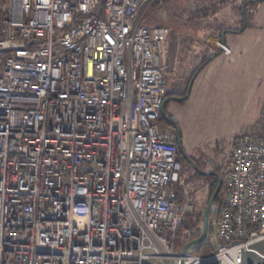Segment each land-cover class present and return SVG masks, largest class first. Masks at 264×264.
<instances>
[{"label":"built area","instance_id":"obj_1","mask_svg":"<svg viewBox=\"0 0 264 264\" xmlns=\"http://www.w3.org/2000/svg\"><path fill=\"white\" fill-rule=\"evenodd\" d=\"M156 1L0 0V264H264V122L234 141L213 251L177 247L208 182L160 128L183 35Z\"/></svg>","mask_w":264,"mask_h":264},{"label":"rangeland","instance_id":"obj_2","mask_svg":"<svg viewBox=\"0 0 264 264\" xmlns=\"http://www.w3.org/2000/svg\"><path fill=\"white\" fill-rule=\"evenodd\" d=\"M245 1L168 0L157 8L153 7L149 13V20L153 24L171 25L175 32L183 35L179 42L175 34L172 36L173 56L178 55L181 60L178 75L170 80L166 118L159 124L161 130L170 129L169 122L177 125L187 157L203 172L216 170L222 178V202L218 205L215 201L211 208V214L215 215L226 198L229 162L235 139L251 128L262 132L264 0L252 3L247 8L249 27L246 31L226 35L228 44L235 52L231 66L221 61L222 58L212 62L194 83L189 97L183 98L188 93V84L195 69L208 57L206 53L211 45L210 38L217 36L221 29L239 30L243 26L242 5ZM177 45L184 47L182 57L175 49ZM249 120L254 121L246 123ZM173 132L177 135L176 130ZM180 158L187 163L181 153ZM205 190L196 201V212L189 213L181 226L185 235L202 231L201 216L208 204ZM208 244L211 253L213 246L210 240ZM198 246L190 250L195 252Z\"/></svg>","mask_w":264,"mask_h":264},{"label":"water","instance_id":"obj_3","mask_svg":"<svg viewBox=\"0 0 264 264\" xmlns=\"http://www.w3.org/2000/svg\"><path fill=\"white\" fill-rule=\"evenodd\" d=\"M257 1H263V0H250L249 2L245 3L242 7V17H243V27L242 29L240 30H237V31H224L221 36H220V39L223 43L226 44V35L228 33H242L246 28H247V18H246V12H245V9H246V5L248 3H255ZM216 56H212L210 57L209 61L213 60ZM205 67V64L202 65L198 71L193 75L191 81H190V84H189V89H188V93L187 95L183 98V99H186L189 97L190 95V92L192 90V87H193V84H194V81L197 77V75L200 73V71H202V69ZM173 99H177V100H181L180 98L178 97H174ZM162 117L166 118L165 116V110L164 108L162 109ZM176 132H177V145H178V149H179V152L183 155V158L185 159V161H187V163H189L192 168L195 170V172L201 176V177H211V176H215L218 180V185H217V188H216V191L214 192V194L212 195L208 205L206 206L205 210H204V213H203V227H202V232H201V235L199 238L197 239H194L192 241H190L189 243H187L183 249H182V253H186L188 251V249L194 247V246H198L200 244H202L207 238H208V235H209V229H210V214H211V208L212 206L214 205L215 201H216V198L218 196V194L220 193L221 191V188H222V178L220 177L219 174L217 173H212V172H203L202 170L199 169V167L192 161L190 160L187 155L184 153V150L182 148V135H181V132H180V129L179 128H176L175 129Z\"/></svg>","mask_w":264,"mask_h":264},{"label":"trees","instance_id":"obj_4","mask_svg":"<svg viewBox=\"0 0 264 264\" xmlns=\"http://www.w3.org/2000/svg\"><path fill=\"white\" fill-rule=\"evenodd\" d=\"M168 0H157L153 5H152V9H153V7H155V8H157V7H159L162 3H166ZM250 0H246L244 3H243V5L245 4V3H247V2H249ZM258 2V1H257ZM251 3H248L247 5H246V9H245V12H246V18H248L247 17V8L249 7V5H250ZM243 5H242V7H243ZM151 9V10H152ZM174 15H175V13H174ZM243 18V17H242ZM150 22H151V20H150ZM247 23H248V19H247ZM162 26H168L167 24H161ZM249 26V23H248V25H247V27ZM243 27V26H242ZM242 27L240 28V29H242ZM239 29V30H240ZM246 30V29H245ZM244 30V31H245ZM224 31H229V30H226V29H221L219 32H218V35L217 36H215V37H217V38H219L220 39V36H221V34L224 32ZM231 31H237V30H231ZM243 31V32H244ZM229 34V33H228ZM220 52L222 53V51L220 50L218 53H216V54H213V55H211V56H208V57H205L202 61H201V63L198 65V67L195 69V71H194V74L198 71V69L202 66V65H204L205 64V66L210 62L209 61V59H210V57H212V56H216V55H219L220 54ZM193 74V75H194ZM193 75L191 76V78H190V81H191V79H192V77H193ZM190 84V83H189ZM188 84V85H189ZM188 89H189V87H188ZM169 99H170V97H169V93H168V95H167V97H166V101H165V106H164V110H165V108H166V104H167V102L169 101ZM166 114V113H165ZM178 157L180 158V153H178ZM181 159V158H180ZM195 163V162H194ZM183 169H188L191 173H192V175H193V177H199V178H204V179H206L207 180V182H208V186H207V188H206V190H207V193H208V203H209V201H210V199H211V197H212V195L214 194V192L216 191V188H217V185H218V181H217V178H215V177H201V176H199L196 172H195V170H193V168H192V166L191 165H188L187 163H185V167H183ZM213 172H216V170H213ZM216 173H218V172H216ZM205 190V191H206ZM204 191V190H203ZM203 191H201V192H199V194L197 195V199L199 198V195L200 194H202L203 193ZM222 192H223V189L221 190V192L218 194V196H217V198H216V203L219 205V204H221V202H222ZM197 205V204H196ZM208 205V204H207ZM196 212V210L193 212V213H195ZM214 215V214H213ZM201 222L203 223V216H201ZM212 230H213V221H210V229H209V235H211V233H212ZM202 232V231H201ZM201 232L200 231H198V232H195L194 234H191V235H185V234H183V229H182V227H180V229H179V231H178V234H177V247L178 248H182L183 246H185L187 243H189L190 241H192V240H194V239H197V238H199L200 237V235H201ZM208 241H205V242H203L202 244H200L199 246H198V249H199V251H198V249L195 251L196 253H198V254H206V253H209L210 251H211V249H210V245L208 244V242H209V239H207Z\"/></svg>","mask_w":264,"mask_h":264},{"label":"crops","instance_id":"obj_5","mask_svg":"<svg viewBox=\"0 0 264 264\" xmlns=\"http://www.w3.org/2000/svg\"><path fill=\"white\" fill-rule=\"evenodd\" d=\"M152 23V22H151ZM249 23V22H248ZM248 23H247V25H248ZM159 25H161V24H159ZM168 25V24H167ZM168 26H171V25H168ZM249 27V26H248ZM247 27V28H248ZM246 28V29H247ZM246 31V30H245ZM230 34V33H229ZM226 45L232 50V53L230 54V55H228V54H225L224 52H220V54L219 55H216V57L213 59V60H211L203 69H202V71H200V73L197 75V77H196V79H195V81H194V83L198 80V78L200 77V74L204 71V70H207V68H208V66H210V64L212 63V62H214V61H216V60H219V58H222L221 59V61H223V62H226V63H228V67H230L231 66V63H232V61L234 60V56H235V52H234V49L228 44V40L226 39ZM198 50V49H197ZM195 51H196V49H195ZM220 50L219 49H217L216 47H214V46H212V45H210V46H208V49H207V53H206V55L207 56H211V55H213V54H216V53H218ZM205 55V56H206ZM186 66V65H185ZM184 69V68H183ZM170 84H171V82H170ZM194 85V84H193ZM170 87V86H169ZM191 93V92H190ZM263 106V105H262ZM256 113H258V112H256ZM251 121H254V120H249L248 122H246V123H249V122H251ZM168 130H170V131H173V130H171V129H167L166 131H168ZM179 158V157H178ZM189 164V163H188ZM190 165V164H189ZM184 167H185V165H184ZM186 170H188V169H186Z\"/></svg>","mask_w":264,"mask_h":264},{"label":"flooded vegetation","instance_id":"obj_6","mask_svg":"<svg viewBox=\"0 0 264 264\" xmlns=\"http://www.w3.org/2000/svg\"><path fill=\"white\" fill-rule=\"evenodd\" d=\"M163 118H164V117H162V119H163ZM168 125L170 126V129L173 130V131H175V129L178 128V126L175 125V124H173L172 122H169ZM178 153H179V151H178ZM180 163H181V166L184 167L185 162L180 160ZM209 172L216 173V172H213V171H209ZM217 174H218V173H217ZM211 177H215V176H211ZM215 178H216V177H215Z\"/></svg>","mask_w":264,"mask_h":264}]
</instances>
